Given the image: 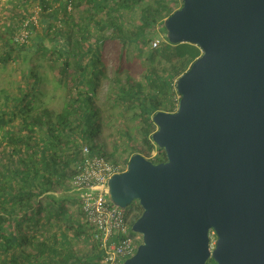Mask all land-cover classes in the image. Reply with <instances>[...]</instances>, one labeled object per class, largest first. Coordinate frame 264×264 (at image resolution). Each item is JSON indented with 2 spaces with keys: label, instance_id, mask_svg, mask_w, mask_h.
Segmentation results:
<instances>
[{
  "label": "water",
  "instance_id": "1",
  "mask_svg": "<svg viewBox=\"0 0 264 264\" xmlns=\"http://www.w3.org/2000/svg\"><path fill=\"white\" fill-rule=\"evenodd\" d=\"M182 1L166 37L202 55L177 110L153 117L166 160L134 154L108 182L114 205L143 210L124 264H264V0Z\"/></svg>",
  "mask_w": 264,
  "mask_h": 264
},
{
  "label": "trees",
  "instance_id": "2",
  "mask_svg": "<svg viewBox=\"0 0 264 264\" xmlns=\"http://www.w3.org/2000/svg\"><path fill=\"white\" fill-rule=\"evenodd\" d=\"M52 1L57 3L55 7ZM177 3V0H39L37 22L29 25L30 40L34 35L32 49L49 56L58 84L66 91L65 103L60 109L38 104L28 91L36 90L34 80L22 97H14L15 105L3 104H7L3 109L7 113L0 114V264H98L100 256L96 253L93 229L82 221V208L80 216H76L66 207L68 201H79L71 181L85 146L118 164L115 153L100 150L99 136L104 123L96 101L104 81L110 83L109 98L123 108L124 114L132 112L133 121L138 123L135 129L145 148L144 155L150 158L155 151L153 162L166 160L165 151L153 141L157 131L153 117L160 111L177 110L181 99L177 81L202 55L198 46L173 45L167 37L154 47L157 25L166 34L164 22L178 10ZM69 5L73 8L70 12ZM80 8L84 13L76 19L73 13ZM134 13L136 24L130 17ZM8 24L10 28L6 29L13 34L23 22L17 27ZM46 41L49 45H45ZM108 41L117 46L122 58L129 47L145 52L140 55L144 57L140 60V79L130 73L119 76L123 65L114 78L109 77L102 57V47ZM2 45L0 41V64L11 60L12 51L29 48L11 40L4 46L7 51L2 53ZM3 106L0 105V110ZM124 133L130 142L135 141L129 132ZM128 150L136 151L133 144H129ZM125 162L129 164L127 159ZM130 208L136 221L142 207L134 202ZM78 242L89 249L85 259L79 254Z\"/></svg>",
  "mask_w": 264,
  "mask_h": 264
},
{
  "label": "rangeland",
  "instance_id": "3",
  "mask_svg": "<svg viewBox=\"0 0 264 264\" xmlns=\"http://www.w3.org/2000/svg\"><path fill=\"white\" fill-rule=\"evenodd\" d=\"M177 1L178 3L176 6L179 9L182 7L183 1ZM51 3L54 7L57 5L54 1ZM20 5H26L28 8L26 10H22V8L20 9L19 7L15 8V10H11L14 14H9L7 11L2 12V18L0 20V41L3 42L2 53L7 51V47L4 46L8 44L9 41L11 42V40H14V35L17 34V32L12 34V30L6 29L10 28L8 27V23H12L14 27H17L24 17H31L35 11L37 12L38 9L41 10L39 0H27L26 3L22 2ZM72 9V7L71 10L68 9L69 12L72 11ZM83 13V8H80L74 11L73 16L78 19ZM130 17L133 23L136 24L138 21L137 14H131ZM40 30L41 27L38 31ZM156 32L157 39L160 40L166 37V34L159 24L156 27ZM33 38L27 43L29 47L28 50L22 52L12 51L10 53L11 60L6 64H0V105L3 106L6 102L9 105H15L17 101L14 100V97H22L23 91L28 90V85L36 80V90H28L30 91L31 97L39 101L38 104L42 102L46 107L60 109L65 103L64 98L66 91L58 84L57 72L51 68L49 56L42 53H35L32 49ZM45 45H49V43L46 41ZM143 53L134 47H129L125 50V55L122 58L117 46L113 42H106L102 47V57L106 64L107 74L109 77L114 78L120 66L123 65V73L119 76L130 73V76L140 79L138 77V73L141 70L140 60H144V57L141 58L140 55H143ZM109 84L108 81H104L96 101L97 106L101 108L103 113L104 123L102 132L99 136V141L103 146H100V150L103 149L106 153H115L118 163L126 167L127 164L125 160L127 159L129 161L132 154L139 153L145 156L142 152V149L145 148L142 146L140 136L137 134L138 131L135 129L138 123L133 121L132 112L124 114L123 108L117 107L113 100L109 98ZM6 106L1 108L0 114L5 115L7 113V111L3 110ZM124 132H129L135 141L130 142ZM129 144H133V147L136 149L134 153L128 150ZM68 195H73V193H68ZM66 207L71 215L80 216L81 206L79 201H68ZM81 218L85 223L84 217L81 216ZM140 237L142 236L140 235ZM76 246L79 248L78 251L81 258L85 259L87 252H89L87 246L83 242H78Z\"/></svg>",
  "mask_w": 264,
  "mask_h": 264
},
{
  "label": "built area",
  "instance_id": "4",
  "mask_svg": "<svg viewBox=\"0 0 264 264\" xmlns=\"http://www.w3.org/2000/svg\"><path fill=\"white\" fill-rule=\"evenodd\" d=\"M71 10V6L68 7ZM40 9L31 16L22 19L23 25L16 29L14 43L22 46L32 37L29 28L31 22H37ZM165 38L157 39V47ZM153 152L149 160L156 157ZM128 166V165H127ZM127 166L109 161L89 146L83 147V157L72 178L71 185L78 200L86 223L93 229V239L99 254L98 264H124L133 257L142 244V237L132 231L135 212L130 207L123 209L114 205L108 196V182L116 174L127 171Z\"/></svg>",
  "mask_w": 264,
  "mask_h": 264
},
{
  "label": "crops",
  "instance_id": "5",
  "mask_svg": "<svg viewBox=\"0 0 264 264\" xmlns=\"http://www.w3.org/2000/svg\"><path fill=\"white\" fill-rule=\"evenodd\" d=\"M22 2H24V0H0V20L2 18V12L7 11L9 12V14H12V13L14 14V12L11 10H15V8H18V7L21 8L20 4Z\"/></svg>",
  "mask_w": 264,
  "mask_h": 264
},
{
  "label": "flooded vegetation",
  "instance_id": "6",
  "mask_svg": "<svg viewBox=\"0 0 264 264\" xmlns=\"http://www.w3.org/2000/svg\"><path fill=\"white\" fill-rule=\"evenodd\" d=\"M216 241H217V237L216 235H212V245L213 247H215V244H216ZM212 261H214L212 258L208 261V263H211ZM215 263V262H214ZM216 264V263H215Z\"/></svg>",
  "mask_w": 264,
  "mask_h": 264
}]
</instances>
